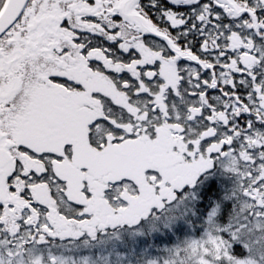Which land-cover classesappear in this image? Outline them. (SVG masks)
<instances>
[{
    "label": "snow or ice",
    "instance_id": "6c2138e0",
    "mask_svg": "<svg viewBox=\"0 0 264 264\" xmlns=\"http://www.w3.org/2000/svg\"><path fill=\"white\" fill-rule=\"evenodd\" d=\"M0 264H264V0H0Z\"/></svg>",
    "mask_w": 264,
    "mask_h": 264
}]
</instances>
